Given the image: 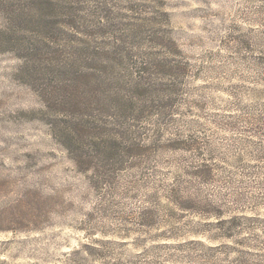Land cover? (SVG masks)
I'll return each instance as SVG.
<instances>
[{
	"label": "rangeland",
	"instance_id": "1",
	"mask_svg": "<svg viewBox=\"0 0 264 264\" xmlns=\"http://www.w3.org/2000/svg\"><path fill=\"white\" fill-rule=\"evenodd\" d=\"M0 264H264V0H0Z\"/></svg>",
	"mask_w": 264,
	"mask_h": 264
},
{
	"label": "trees",
	"instance_id": "2",
	"mask_svg": "<svg viewBox=\"0 0 264 264\" xmlns=\"http://www.w3.org/2000/svg\"><path fill=\"white\" fill-rule=\"evenodd\" d=\"M119 68V73H116L115 72V69L116 68ZM123 72H122V70H121V68L117 65V64H115V68H114V72L113 73H111L110 74V76H109V81H110V83L113 85V87L115 88V90H116V95H119L118 94V89H120L121 88V86H122V84H121V82H122V78H123ZM133 73H131V75H132ZM131 75H130V77H131ZM75 87H78V84H76L75 85ZM120 92V91H119ZM77 98H79V96H77Z\"/></svg>",
	"mask_w": 264,
	"mask_h": 264
}]
</instances>
